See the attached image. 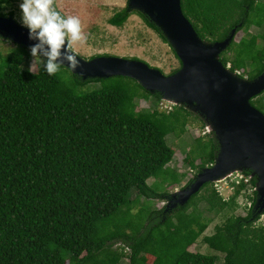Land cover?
Returning <instances> with one entry per match:
<instances>
[{
	"label": "trees",
	"instance_id": "1",
	"mask_svg": "<svg viewBox=\"0 0 264 264\" xmlns=\"http://www.w3.org/2000/svg\"><path fill=\"white\" fill-rule=\"evenodd\" d=\"M10 2L0 0V9ZM181 4L203 40L223 41L237 26L238 32H248L240 42L233 41L221 61L243 77L264 72V0ZM131 13L123 8L109 21L121 27ZM134 13L168 42L146 15ZM252 27L260 31L250 34ZM16 45L9 54L0 52V264H68L66 254L77 264H121L126 249L130 264L221 263L217 254L190 250L199 239L223 254L221 264H264V225L258 224L261 215L254 218L255 178L235 185L229 198L207 183L173 212L167 204L149 210L146 218V209L133 212L134 194L168 203L172 194H156L149 180L164 178L170 188L183 181L186 173L171 168L177 150L168 137L185 132L192 116L206 129L203 118L185 106L161 111V94L130 77L84 81L64 66L55 76L40 67L29 71L30 49ZM93 83L99 86L89 87ZM151 97L150 108L137 110L141 99ZM259 97L263 111L264 92ZM207 134L208 140H194L186 158L197 169L195 177L215 164L220 150L216 137ZM244 175L251 176L249 171ZM250 185L254 195L248 214L233 213L214 233L205 234L211 214L236 210ZM121 212L125 219L115 218ZM120 243L124 250L114 252ZM99 256L107 260L99 261Z\"/></svg>",
	"mask_w": 264,
	"mask_h": 264
},
{
	"label": "water",
	"instance_id": "2",
	"mask_svg": "<svg viewBox=\"0 0 264 264\" xmlns=\"http://www.w3.org/2000/svg\"><path fill=\"white\" fill-rule=\"evenodd\" d=\"M128 10L146 15L162 31L182 62L171 75L147 62L117 56L85 59L82 80L130 77L151 93H160L163 101L185 106L198 114L208 133L219 142L215 164L203 168L186 187L176 190L167 203V211L184 206L207 183H223L237 173L249 171L256 179L257 202L254 218L264 213V112L252 99L264 92V72L247 78L225 66L221 55L230 47L239 26L218 42L203 40L185 16L181 0H129ZM0 37L29 49L34 41L14 16H0ZM67 67V62L65 65ZM68 68V67H67Z\"/></svg>",
	"mask_w": 264,
	"mask_h": 264
},
{
	"label": "rangeland",
	"instance_id": "3",
	"mask_svg": "<svg viewBox=\"0 0 264 264\" xmlns=\"http://www.w3.org/2000/svg\"><path fill=\"white\" fill-rule=\"evenodd\" d=\"M18 3L19 0H11L10 3L2 4L3 10L0 9V13H6L7 11V16H10V13L12 12L14 17H18ZM55 3L57 8L64 12L66 16H78L81 20L82 32L87 37V40L83 44H77L74 46L76 53L79 56L88 60L98 56H117L127 59L141 60L147 62L153 68L160 69L166 75H171L174 70L181 68V60L177 57L169 42H166L162 36L155 29L151 28L139 14L134 13L135 11H131L132 13L130 17L121 27L110 23L109 20L111 17L123 8H128L129 0H55ZM259 31L260 30L257 27H252L249 30V33L257 34ZM247 34L248 32L245 30L239 31L235 37V41L240 42ZM14 49H17L16 43L0 37V52L9 54L14 51ZM36 68L37 66L34 65L32 70H36ZM246 77L249 78L248 76ZM98 86L99 84L97 83L89 85L91 88H96ZM259 96L260 95H258V97ZM258 97L257 99H254L253 105L259 109V101L261 100L260 97ZM152 103V97L149 100L141 99L138 102L137 110L150 108ZM172 106L174 105L164 101V103L159 105V109L161 111H170L172 110ZM190 119V123L185 132L171 134L168 137L169 143L175 146L177 150L171 168L178 173H186V177L179 185H176L173 188H170V186L165 183L164 178L150 179L149 184L158 195L167 196L169 193L173 194L176 190L188 185L195 177L197 169L193 168V171L190 165L186 163V158L190 149L194 147V140L201 136H205V140H208V132L207 129L203 128V122L200 119L193 116ZM196 164H200V161L198 160ZM169 177H171V175ZM217 188L220 189L221 194L226 198H229L235 190L232 183L225 182ZM253 189V186L250 185L249 188L243 192L238 199L239 207L236 210L215 216L214 214H211V216H213V222L205 234L210 235L214 233L216 225L222 224L227 217L233 213L237 216H246L252 205L251 197L254 195ZM132 200H134L133 212H139V214H141L143 213L142 209L147 210L145 211L146 214L143 218H146L149 210L155 208L162 209L167 204L166 201H163L158 197H153L151 199L140 197L138 199L135 194L133 195ZM199 205L201 209H204L206 203L201 202ZM122 215L123 212L115 218L119 217L121 220L125 219L122 218ZM141 216L143 215H140V217ZM137 221L140 222L141 219L138 218ZM258 224L264 225V213L261 214ZM122 246L123 244L121 243L115 244L113 251L122 252L124 250ZM190 250L206 254H217L222 257V260L219 262H223V254L212 250L202 241V239H199L196 244L191 246ZM124 251H126V254L122 257L121 264H130L131 251L130 249H126ZM65 257L68 264L78 263L69 254H66ZM98 259L103 262L104 260H107V257L99 256Z\"/></svg>",
	"mask_w": 264,
	"mask_h": 264
},
{
	"label": "clouds",
	"instance_id": "4",
	"mask_svg": "<svg viewBox=\"0 0 264 264\" xmlns=\"http://www.w3.org/2000/svg\"><path fill=\"white\" fill-rule=\"evenodd\" d=\"M18 7L19 15L14 18L28 30L29 39L38 41L30 48L32 62L29 71L35 65L49 76H55L66 61L71 72L80 69L82 74L83 64L74 47L87 40L80 18L62 15L55 0H19Z\"/></svg>",
	"mask_w": 264,
	"mask_h": 264
},
{
	"label": "built area",
	"instance_id": "5",
	"mask_svg": "<svg viewBox=\"0 0 264 264\" xmlns=\"http://www.w3.org/2000/svg\"><path fill=\"white\" fill-rule=\"evenodd\" d=\"M251 177H246L244 173H237L231 178H229L225 183H232L233 187L235 185L239 184L242 180H245L246 182H250ZM222 183L216 184L217 187H219ZM220 191V189H219Z\"/></svg>",
	"mask_w": 264,
	"mask_h": 264
},
{
	"label": "flooded vegetation",
	"instance_id": "6",
	"mask_svg": "<svg viewBox=\"0 0 264 264\" xmlns=\"http://www.w3.org/2000/svg\"><path fill=\"white\" fill-rule=\"evenodd\" d=\"M190 183H191V182H190ZM186 186H187V185H186ZM186 186H185V187H186Z\"/></svg>",
	"mask_w": 264,
	"mask_h": 264
}]
</instances>
